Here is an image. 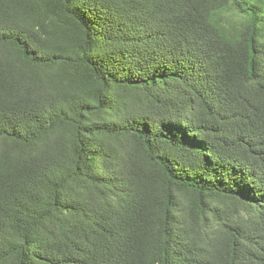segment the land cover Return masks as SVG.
Segmentation results:
<instances>
[{
  "label": "trees",
  "instance_id": "16d2710c",
  "mask_svg": "<svg viewBox=\"0 0 264 264\" xmlns=\"http://www.w3.org/2000/svg\"><path fill=\"white\" fill-rule=\"evenodd\" d=\"M0 264H264V0H0Z\"/></svg>",
  "mask_w": 264,
  "mask_h": 264
}]
</instances>
